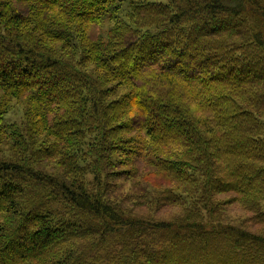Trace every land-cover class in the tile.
I'll return each instance as SVG.
<instances>
[{"label": "trees", "instance_id": "trees-1", "mask_svg": "<svg viewBox=\"0 0 264 264\" xmlns=\"http://www.w3.org/2000/svg\"><path fill=\"white\" fill-rule=\"evenodd\" d=\"M261 223L264 0H0V264H264Z\"/></svg>", "mask_w": 264, "mask_h": 264}, {"label": "rangeland", "instance_id": "rangeland-1", "mask_svg": "<svg viewBox=\"0 0 264 264\" xmlns=\"http://www.w3.org/2000/svg\"><path fill=\"white\" fill-rule=\"evenodd\" d=\"M162 1H166V0H162ZM147 164H148L147 161L143 158H138L136 160V165H137L139 171H142V170L145 171V169L148 167ZM144 173H146V172H144ZM129 187H130V182L126 183V188H129ZM134 190H138L137 185L136 186L134 185ZM224 197H227V196H224ZM141 207H142L141 211H144V209H146V206H141ZM170 208H171V210L170 209L165 210V208L158 210V212L156 213V216L161 215L163 218H169V217H171L170 215H175L174 212H175L176 208L173 206H170ZM228 215H229V220L234 221L235 223H238V222H242L244 219H246L248 217H251L252 212H247V211L243 210V208H241L240 206L233 205L231 207V209L229 210ZM248 224H250V223H248ZM249 226L251 229L256 230V231H263L264 230V224H262V223L261 224H252Z\"/></svg>", "mask_w": 264, "mask_h": 264}]
</instances>
